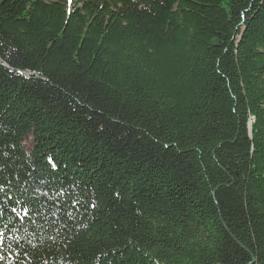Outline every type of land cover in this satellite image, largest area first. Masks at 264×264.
<instances>
[{"label":"trees","instance_id":"16d2710c","mask_svg":"<svg viewBox=\"0 0 264 264\" xmlns=\"http://www.w3.org/2000/svg\"><path fill=\"white\" fill-rule=\"evenodd\" d=\"M0 264H264V0H0Z\"/></svg>","mask_w":264,"mask_h":264},{"label":"snow or ice","instance_id":"6c2138e0","mask_svg":"<svg viewBox=\"0 0 264 264\" xmlns=\"http://www.w3.org/2000/svg\"><path fill=\"white\" fill-rule=\"evenodd\" d=\"M68 3L71 4L72 3V0H68ZM52 166L55 167V164H53Z\"/></svg>","mask_w":264,"mask_h":264},{"label":"rangeland","instance_id":"374dc122","mask_svg":"<svg viewBox=\"0 0 264 264\" xmlns=\"http://www.w3.org/2000/svg\"><path fill=\"white\" fill-rule=\"evenodd\" d=\"M28 143H29V141H28Z\"/></svg>","mask_w":264,"mask_h":264}]
</instances>
